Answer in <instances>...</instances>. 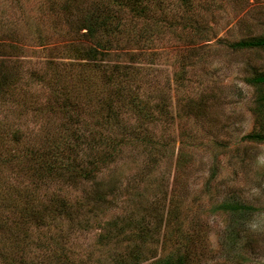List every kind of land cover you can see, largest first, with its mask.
<instances>
[{"label": "rangeland", "instance_id": "rangeland-1", "mask_svg": "<svg viewBox=\"0 0 264 264\" xmlns=\"http://www.w3.org/2000/svg\"><path fill=\"white\" fill-rule=\"evenodd\" d=\"M262 38L264 0H0V264H264Z\"/></svg>", "mask_w": 264, "mask_h": 264}, {"label": "trees", "instance_id": "trees-1", "mask_svg": "<svg viewBox=\"0 0 264 264\" xmlns=\"http://www.w3.org/2000/svg\"><path fill=\"white\" fill-rule=\"evenodd\" d=\"M90 23L93 26V23L92 22H90ZM89 27L91 28V26H89ZM235 46H237V47L239 46L241 48H246V47H261V48H264V38L258 39V40L240 41L237 44H235ZM249 82L253 83V84H263L264 85V73L253 77ZM259 102H260V105L264 109V91L260 95ZM249 138L251 140H255V141H258V142H264V136H257V135L254 136V135H252V136H249ZM165 264H180V262H171L170 261V262H166Z\"/></svg>", "mask_w": 264, "mask_h": 264}]
</instances>
